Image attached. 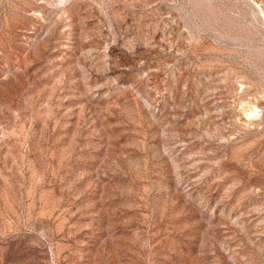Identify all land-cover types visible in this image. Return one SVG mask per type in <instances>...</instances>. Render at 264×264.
Segmentation results:
<instances>
[{
  "label": "rangeland",
  "instance_id": "obj_1",
  "mask_svg": "<svg viewBox=\"0 0 264 264\" xmlns=\"http://www.w3.org/2000/svg\"><path fill=\"white\" fill-rule=\"evenodd\" d=\"M0 264H264V0H0Z\"/></svg>",
  "mask_w": 264,
  "mask_h": 264
}]
</instances>
